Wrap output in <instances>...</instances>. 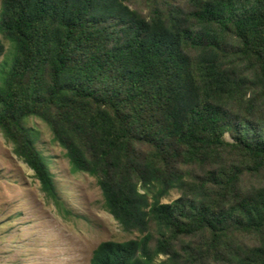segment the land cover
I'll use <instances>...</instances> for the list:
<instances>
[{
    "label": "trees",
    "instance_id": "obj_1",
    "mask_svg": "<svg viewBox=\"0 0 264 264\" xmlns=\"http://www.w3.org/2000/svg\"><path fill=\"white\" fill-rule=\"evenodd\" d=\"M128 1L2 0L0 132L64 210L44 123L140 234L90 264H264V0Z\"/></svg>",
    "mask_w": 264,
    "mask_h": 264
},
{
    "label": "rangeland",
    "instance_id": "obj_2",
    "mask_svg": "<svg viewBox=\"0 0 264 264\" xmlns=\"http://www.w3.org/2000/svg\"><path fill=\"white\" fill-rule=\"evenodd\" d=\"M171 2L187 12L192 9L189 0ZM128 5L148 15L147 0H129ZM5 43L7 54L1 61L0 71L11 62L10 45ZM31 125L41 131L39 146L52 158L51 168L64 210L45 196L33 171L15 155L13 146L0 132V264H90L101 243L139 238V233L123 231L105 210L95 178L72 173L65 151L53 141L46 125L36 119ZM225 138L232 141L229 134ZM196 173L203 174L200 170ZM244 181L253 182L249 176ZM182 196L175 190L163 203L172 204ZM151 232L157 237L154 225ZM186 241L198 243L200 240ZM245 241L251 244L250 238ZM166 259L160 257V261Z\"/></svg>",
    "mask_w": 264,
    "mask_h": 264
}]
</instances>
